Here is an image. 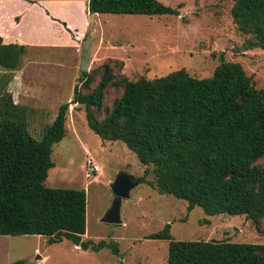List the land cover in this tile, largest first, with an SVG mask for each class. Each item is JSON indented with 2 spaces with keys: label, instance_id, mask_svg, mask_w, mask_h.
Masks as SVG:
<instances>
[{
  "label": "trees",
  "instance_id": "16d2710c",
  "mask_svg": "<svg viewBox=\"0 0 264 264\" xmlns=\"http://www.w3.org/2000/svg\"><path fill=\"white\" fill-rule=\"evenodd\" d=\"M89 12L180 15L159 0H90ZM232 17L248 37L246 49L264 50V0H236ZM26 53L27 46L5 44L0 35V70H20ZM102 67L96 86V73L82 71L71 102L60 107L41 139L31 133L28 109L15 105L6 88L0 94V236H41L50 245L69 240L84 250L111 246L117 252L106 241L83 239L85 189L45 184L55 167L53 146L67 135L72 104L85 107L88 126L103 142H123L136 154L146 167L141 183L186 201L188 212L199 207L212 217L246 216L261 229L264 89L243 66L222 61L208 78L180 69L137 80L117 76L110 64ZM108 88L122 91L111 106L105 102ZM150 175L154 181L146 179ZM170 230L167 224L147 237L169 242L168 264H264L262 244L180 241Z\"/></svg>",
  "mask_w": 264,
  "mask_h": 264
},
{
  "label": "rangeland",
  "instance_id": "374dc122",
  "mask_svg": "<svg viewBox=\"0 0 264 264\" xmlns=\"http://www.w3.org/2000/svg\"><path fill=\"white\" fill-rule=\"evenodd\" d=\"M159 1L178 9L180 15L103 17L106 29L119 34L92 40L88 72L97 75L93 86L101 80L104 64H110L117 76L131 80L154 79L180 69L203 79L211 77L222 61H228L240 63L256 86L264 89V50L246 49L248 37L238 31L232 17L236 0ZM103 39L107 45V39L118 45L117 51L105 50ZM43 56L58 59L51 51ZM78 71L80 77L82 71ZM72 76L67 73L64 78L63 103L68 99ZM121 94L119 89L108 88L106 105L111 106ZM49 124L30 117L29 128L35 138L41 139ZM52 159L55 167L49 171L47 187L86 190L87 234L83 239L106 241L117 252L111 246L99 252L84 250L69 240L50 245L48 238L41 236H0V264H168L169 242L147 238L167 224L175 240L264 245V224L260 229L246 216H208L199 207L188 212L186 201L161 195L145 183L123 200V224L104 223L102 219L115 199L111 185L117 176L126 172L141 179L146 167L123 142H103L88 126L85 107L74 112L69 108L67 135L53 146ZM88 160L99 168L96 178L86 177ZM146 179L154 181V176Z\"/></svg>",
  "mask_w": 264,
  "mask_h": 264
},
{
  "label": "crops",
  "instance_id": "0c3cea01",
  "mask_svg": "<svg viewBox=\"0 0 264 264\" xmlns=\"http://www.w3.org/2000/svg\"><path fill=\"white\" fill-rule=\"evenodd\" d=\"M89 1L0 0V35L4 43L27 46L20 70H0V94L6 88L14 104L27 108L29 116L37 121L53 123L60 107L71 102L80 78L82 43L87 38L92 42L97 36L119 34L105 27L103 17L111 14H91ZM104 40L105 50L117 51L118 45L108 39L107 45ZM50 51L58 58L56 61L43 56ZM67 73L73 76L68 99L63 103ZM70 107L73 112L79 108L73 104ZM71 130L75 134L76 129Z\"/></svg>",
  "mask_w": 264,
  "mask_h": 264
},
{
  "label": "water",
  "instance_id": "95a60500",
  "mask_svg": "<svg viewBox=\"0 0 264 264\" xmlns=\"http://www.w3.org/2000/svg\"><path fill=\"white\" fill-rule=\"evenodd\" d=\"M83 55L81 61V71L87 72L91 63V40L87 38L83 43ZM141 183L140 179H136L126 172H121L116 180L112 183L111 188L114 192L115 199L112 206L105 213L102 221L104 223L112 225L123 224L121 207L124 199H129L131 197L132 191L139 186Z\"/></svg>",
  "mask_w": 264,
  "mask_h": 264
},
{
  "label": "built area",
  "instance_id": "2783aa9c",
  "mask_svg": "<svg viewBox=\"0 0 264 264\" xmlns=\"http://www.w3.org/2000/svg\"><path fill=\"white\" fill-rule=\"evenodd\" d=\"M99 173V168L94 164L93 160H88L86 164V177L87 179L96 178Z\"/></svg>",
  "mask_w": 264,
  "mask_h": 264
}]
</instances>
